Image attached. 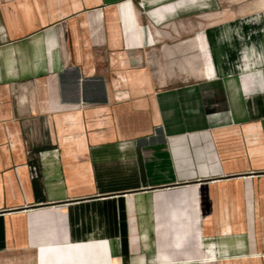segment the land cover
Wrapping results in <instances>:
<instances>
[{
    "label": "crops",
    "instance_id": "1",
    "mask_svg": "<svg viewBox=\"0 0 264 264\" xmlns=\"http://www.w3.org/2000/svg\"><path fill=\"white\" fill-rule=\"evenodd\" d=\"M0 264H264V0H0Z\"/></svg>",
    "mask_w": 264,
    "mask_h": 264
}]
</instances>
